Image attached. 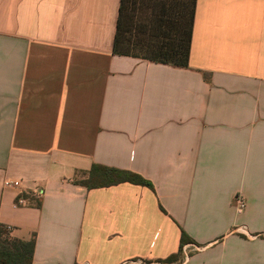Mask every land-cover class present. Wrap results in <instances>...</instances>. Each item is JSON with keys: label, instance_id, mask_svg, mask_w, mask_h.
<instances>
[{"label": "crops", "instance_id": "0c3cea01", "mask_svg": "<svg viewBox=\"0 0 264 264\" xmlns=\"http://www.w3.org/2000/svg\"><path fill=\"white\" fill-rule=\"evenodd\" d=\"M119 2L0 0V226L31 264H264V0H196L186 68L114 55Z\"/></svg>", "mask_w": 264, "mask_h": 264}, {"label": "trees", "instance_id": "16d2710c", "mask_svg": "<svg viewBox=\"0 0 264 264\" xmlns=\"http://www.w3.org/2000/svg\"><path fill=\"white\" fill-rule=\"evenodd\" d=\"M151 2V0H150ZM167 5L173 12L164 15L160 10H146L145 0H120L112 52L166 64L178 68L188 67L196 0H152ZM179 3L180 7L177 6ZM158 7V6H157ZM139 13L143 16H137ZM143 17V20H140ZM135 18V21L133 19ZM136 18L139 20L136 22ZM87 189L103 188L120 183H130L153 189L151 183L138 174L93 165L85 180L77 181ZM7 227L0 226V264H31L34 241L16 242L7 239ZM191 240L181 233L179 254L172 255L159 264L179 262L181 247ZM149 264V262H144Z\"/></svg>", "mask_w": 264, "mask_h": 264}, {"label": "built area", "instance_id": "2783aa9c", "mask_svg": "<svg viewBox=\"0 0 264 264\" xmlns=\"http://www.w3.org/2000/svg\"><path fill=\"white\" fill-rule=\"evenodd\" d=\"M4 185L7 188H15V189H17V188L20 187V184H19L18 181H6L4 183ZM31 193H32L33 197H37L38 198L40 196V192L38 190H34ZM235 202L237 204V206H236L237 207V212L239 213L244 208L243 199L241 197L237 196L235 198ZM26 205H27V199L25 198V196L22 195V193H21V195L19 194V196L15 200L14 206L20 208V207H25ZM6 229H7V236H6V238L7 239H10L11 238V234H10L11 229L8 228V227Z\"/></svg>", "mask_w": 264, "mask_h": 264}, {"label": "rangeland", "instance_id": "374dc122", "mask_svg": "<svg viewBox=\"0 0 264 264\" xmlns=\"http://www.w3.org/2000/svg\"><path fill=\"white\" fill-rule=\"evenodd\" d=\"M176 4H177V6L180 7L178 2H176ZM144 7L146 10H150V11H151V9L154 10V12H156V11L158 12V10H160V12L163 14L162 17H165L164 15H167V14L173 12V9H170L169 7H167V5L161 6V4H157L156 2L152 3V0H151V2H150V0H145ZM136 14H138L137 16H143V14H140V15H139V13H136ZM138 20L139 19L136 18V22ZM140 20H143V17ZM133 21H135V18L133 19ZM143 22H144V20H143ZM1 239H2V237L0 238V240ZM155 264H157V263H155Z\"/></svg>", "mask_w": 264, "mask_h": 264}]
</instances>
